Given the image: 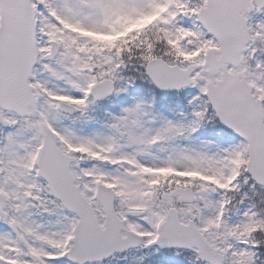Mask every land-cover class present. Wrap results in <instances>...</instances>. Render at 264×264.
Here are the masks:
<instances>
[{
    "label": "snow or ice",
    "instance_id": "1",
    "mask_svg": "<svg viewBox=\"0 0 264 264\" xmlns=\"http://www.w3.org/2000/svg\"><path fill=\"white\" fill-rule=\"evenodd\" d=\"M0 264H264V0H0Z\"/></svg>",
    "mask_w": 264,
    "mask_h": 264
}]
</instances>
